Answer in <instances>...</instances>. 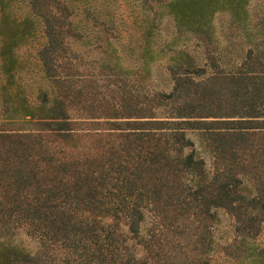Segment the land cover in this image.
<instances>
[{"label": "trees", "instance_id": "obj_1", "mask_svg": "<svg viewBox=\"0 0 264 264\" xmlns=\"http://www.w3.org/2000/svg\"><path fill=\"white\" fill-rule=\"evenodd\" d=\"M25 1L29 15L0 30V96L9 105L0 112V264H212L218 252L217 264H264V0L165 1L177 34L198 43L213 39L219 12L237 26L202 64L175 48L176 75L198 80L191 88L177 77L169 92L130 83L147 72L149 20L129 68L118 21L104 14L95 47L114 54L112 94L95 91L88 107L72 106L85 97L67 57L84 35L75 18L82 3ZM39 20L40 73L26 77L13 49ZM188 131L206 136L210 156ZM219 209L233 220L221 247Z\"/></svg>", "mask_w": 264, "mask_h": 264}, {"label": "rangeland", "instance_id": "obj_2", "mask_svg": "<svg viewBox=\"0 0 264 264\" xmlns=\"http://www.w3.org/2000/svg\"><path fill=\"white\" fill-rule=\"evenodd\" d=\"M165 1L167 0H79L82 3V7L78 9L75 18L78 22L83 23L84 35L78 34L77 39L69 42V50L73 54L71 52L67 53V57L71 58L73 64H77V73L82 74L81 78H77L78 80L75 84L77 88H81V97H85V100L76 104L74 103L72 106H91V99L96 96L95 91L100 95L103 94L109 97L112 94V80L114 76L111 73L112 71H110V65L115 60L114 54L110 51V46L106 47V44L102 48L95 47L97 44L95 39L97 32L101 33L102 38L106 34L104 29L107 26L100 21L104 14L112 15L114 20L116 18L118 21L116 29L121 32V41L116 42V46L120 51L123 62L129 68L137 66L138 57L142 50L139 45L140 42H144L145 38L141 39L139 35V26L143 24L142 20H149L147 24L153 29V31L151 30L152 35L148 39L150 40L148 44L152 51L148 57L147 72L141 79L134 75L130 78V83H133L135 88L140 89L143 84L142 89L147 91L159 90L169 92L173 88L177 77L183 79L191 88L196 87L194 81L198 80L197 77L188 79V75L185 76L184 73L180 76L176 75V72H179L178 70L181 71L183 69H175L180 64V59L170 60L173 50L177 47L187 48L192 59L202 64L205 56H215L217 54V46L219 42H222L225 33L234 35L237 26L231 22L229 14L219 12L215 14L213 19V24L217 31L213 39L198 43L188 33L181 32L177 34L171 14L167 13L166 8L162 6ZM87 5L91 6L89 10L84 8ZM28 9L25 0H0V30L9 31L13 29L15 27L14 19L23 20L29 15ZM97 14L99 15V19L96 17ZM39 18L42 20V17L39 16ZM40 20L36 24L37 29L33 32L29 30L30 24L24 23L22 28L25 31L31 32L30 34L34 36L30 37L29 35L27 41L22 42L20 46L13 49V55L20 64L19 71L26 77H33L35 74L40 73L39 63H37V46L44 40L43 27ZM91 31H93V34ZM135 35L140 37L138 43L135 42ZM212 49L215 50L212 51ZM73 51L76 53L75 55ZM62 60H66V58L63 57ZM105 60L110 62L109 66H106V63L101 66L103 62H106ZM184 66L183 64L182 68ZM19 71L16 72V75ZM127 83H129V80ZM6 106L9 105H5L1 101L0 96V112L1 107L8 108ZM1 120L0 116V122H2ZM187 135L190 139H193L194 146L197 147V150L201 154L210 156V151L205 143L206 136L193 131H188ZM184 150L188 151L190 147L188 146ZM217 218L218 225L215 230V242L221 247L224 242H228L233 237V229H231L233 220L223 209L217 211ZM103 220L109 221L110 219L109 217H104ZM261 239L264 240V229ZM214 258L216 260L213 259L214 263L212 262V264H217L219 260L221 261V252H218ZM225 264L234 263L226 261Z\"/></svg>", "mask_w": 264, "mask_h": 264}]
</instances>
